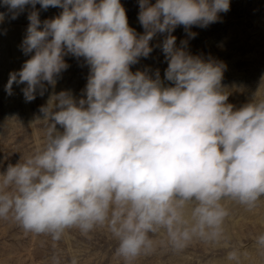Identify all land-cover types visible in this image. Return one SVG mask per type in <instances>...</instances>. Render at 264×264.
<instances>
[{
    "label": "clouds",
    "instance_id": "9594fccd",
    "mask_svg": "<svg viewBox=\"0 0 264 264\" xmlns=\"http://www.w3.org/2000/svg\"><path fill=\"white\" fill-rule=\"evenodd\" d=\"M62 12L30 21L22 50L34 52L10 73L6 92L25 84V100L55 88L68 54L90 74L83 97L53 92L41 106L45 138L32 154L0 173V219L25 233L50 237L53 248L71 230L88 237L105 228L123 264L165 247L182 252L200 241L228 249L226 264L248 253L231 244L226 202L248 211L264 201V98L238 110L221 81L225 66L176 46L178 26L206 28L230 10V0H139L138 34L120 0H2L11 19L30 5ZM6 13L0 12V21ZM167 33L165 80L131 66ZM191 37L196 33L189 31ZM57 125L62 131L58 130ZM162 237L158 239V237ZM264 255V232L253 241ZM50 264H65L53 251ZM66 264H78L72 256Z\"/></svg>",
    "mask_w": 264,
    "mask_h": 264
},
{
    "label": "rangeland",
    "instance_id": "374dc122",
    "mask_svg": "<svg viewBox=\"0 0 264 264\" xmlns=\"http://www.w3.org/2000/svg\"><path fill=\"white\" fill-rule=\"evenodd\" d=\"M120 2L125 8L129 27L143 34L138 20L139 0ZM149 2L154 4L156 0ZM33 10L39 12L41 22L62 12L59 7L50 6L44 10L39 4L35 9L28 5L16 19H11L7 8L0 6V12L6 13L5 19L0 21V173L43 144L45 129L38 120L43 118L40 108L46 105L49 96L53 92L68 91L76 99L82 98L90 74V66L83 57L68 54L64 57L68 68L57 76L55 88L45 82L47 90L43 96L37 90L36 98L26 101L22 92L25 84L14 83L12 94L6 92L10 73L20 71L34 55V52L26 55L21 47L30 23L28 15ZM189 31L196 33L194 38ZM189 31L183 26L175 28L171 35L176 37V46L184 47L181 42L187 41L185 50L189 54L225 66L221 86L234 110L251 102L256 93L257 98H264V0H230V10L220 13L218 22L206 28L192 26ZM166 36L167 33H158L150 41L152 52L132 65L131 71H144L155 78L159 70L161 81L170 86L171 82L165 80L168 62L162 51ZM57 128L62 131L59 125ZM226 204L231 209L226 222L231 244L248 253L244 264H264V255L253 244L254 237L264 232V201L252 211L232 202ZM116 247L117 241L111 234L105 228H98L88 237L78 230H71L54 249L50 237L25 233L15 222L0 219V264H50L54 250L62 254L65 264L72 256L78 258V264H123L115 255ZM227 251L197 241L178 253L161 247L151 256L140 257L136 264H226Z\"/></svg>",
    "mask_w": 264,
    "mask_h": 264
}]
</instances>
